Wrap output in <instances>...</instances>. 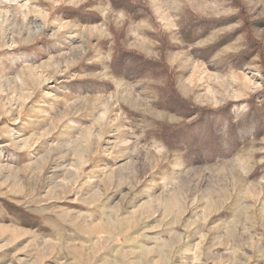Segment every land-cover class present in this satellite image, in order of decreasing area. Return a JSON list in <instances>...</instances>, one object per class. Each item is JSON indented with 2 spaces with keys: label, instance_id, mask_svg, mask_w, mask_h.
Instances as JSON below:
<instances>
[{
  "label": "rangeland",
  "instance_id": "rangeland-1",
  "mask_svg": "<svg viewBox=\"0 0 264 264\" xmlns=\"http://www.w3.org/2000/svg\"><path fill=\"white\" fill-rule=\"evenodd\" d=\"M0 264H264V0H0Z\"/></svg>",
  "mask_w": 264,
  "mask_h": 264
}]
</instances>
